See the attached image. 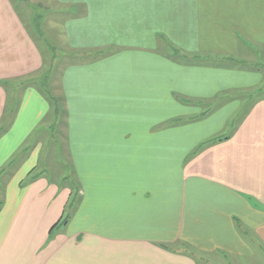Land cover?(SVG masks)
Segmentation results:
<instances>
[{
    "label": "crops",
    "instance_id": "0c3cea01",
    "mask_svg": "<svg viewBox=\"0 0 264 264\" xmlns=\"http://www.w3.org/2000/svg\"><path fill=\"white\" fill-rule=\"evenodd\" d=\"M57 3L87 9L61 34L91 59L63 67L56 111L38 84L46 55L0 0V172L27 155L0 177V264H264V95L249 68L264 0ZM38 131L43 164L64 155L80 195L51 236L69 189L45 167L34 178Z\"/></svg>",
    "mask_w": 264,
    "mask_h": 264
},
{
    "label": "rangeland",
    "instance_id": "374dc122",
    "mask_svg": "<svg viewBox=\"0 0 264 264\" xmlns=\"http://www.w3.org/2000/svg\"><path fill=\"white\" fill-rule=\"evenodd\" d=\"M13 5L21 19L24 20L26 25L29 26L30 32L34 37L36 43L40 47L42 53L46 55V65L45 68L41 71V75H45L46 78L41 81V85L45 84V90L50 96L53 98L52 103L55 100H59L61 97L60 89H59V78L63 67L69 63H73L74 57L76 59H82L89 61L91 57L87 55L88 51L76 50L73 51L69 49L68 43L64 40L61 31L63 22L69 18H78L86 14L87 9H78V8H62L58 5L57 0H12ZM66 26L63 27V30ZM118 43H122L120 40ZM252 64L249 68H257V72L260 79V85L258 87L254 96L264 95V56L262 52H253L251 54ZM231 60V59H230ZM79 61V60H78ZM230 63H236L232 61H228ZM55 64V65H54ZM54 65V69H53ZM50 76L49 79H47ZM63 107V103L61 102ZM54 126V125H52ZM230 131V127L227 128ZM49 142L51 145L64 147L66 146L65 141H63L59 135L57 130L55 131L53 128L50 130ZM42 133L46 134V131H38L35 135L26 142V145L31 144H40L43 142L46 144V135L42 136ZM227 131L224 133L226 134ZM39 135V136H38ZM40 138V139H39ZM34 140V141H33ZM44 140V141H43ZM33 141V143H32ZM29 147V146H27ZM48 148L47 144L43 148L40 146V162L37 172H42V168L45 167L49 171V175L55 178L63 177V186H66L69 189V194L72 193V187L70 183L66 181L68 176L73 179V169L70 165L68 159L65 158L62 154H60L56 158V165H52L53 160L56 156V152H53V156L50 158V162L43 164V154L46 155L45 150ZM69 152V150H68ZM25 151H18L10 158L8 163L4 166L2 172H0V177L9 176L11 173L15 174L20 170L21 166L26 159ZM60 171H57V170ZM36 172V173H37ZM77 188V185L75 184ZM78 189V188H77ZM80 197V195H79ZM77 204V203H76ZM75 207V205H74ZM73 215V212L71 213ZM72 217V216H71ZM71 219V218H70ZM262 256V255H261ZM263 260V259H262ZM199 264H251L249 261H239L236 258H224L221 256H213L209 257L208 262H199Z\"/></svg>",
    "mask_w": 264,
    "mask_h": 264
},
{
    "label": "trees",
    "instance_id": "16d2710c",
    "mask_svg": "<svg viewBox=\"0 0 264 264\" xmlns=\"http://www.w3.org/2000/svg\"><path fill=\"white\" fill-rule=\"evenodd\" d=\"M171 52L175 55V54H177V52H179V51H177L176 49H171ZM171 58H174V57H171ZM196 59H198V60H202V59H200V57H197ZM223 60H227V61H232V62H236V61H234V60H230V59H223ZM237 63V62H236ZM50 77V76H49ZM49 77L47 78V79H49ZM42 81V80H41ZM40 81V82H41ZM39 84V87L41 88V91H42V93L48 98V99H50L51 101L53 100V98L50 96V94L49 93H47L46 92V90H43L42 89V85H41V83H38ZM53 106H54V108L56 109V107L58 106L57 105V100H55L54 102H53ZM56 111H57V109H56ZM208 112V111H207ZM207 112H204V113H207ZM193 120V119H192ZM176 122H181L180 120H178V121H171V123H176ZM43 174V171L42 172H39L38 174L37 173H35V177L34 178H36V177H38V176H40V175H42ZM66 181L68 182V183H70V185H71V187H72V193L71 194H69V197H68V201L66 202V204H65V207H64V212L62 213V216L60 217V219H59V221L56 223V224H54L53 225V227L50 229V232H49V235L48 236H51L52 235V232H53V230H54V228H56V227H58V226H61V225H66L68 222H69V220H70V218H71V216H72V210H73V207H74V205L79 201V199H80V197H79V190L75 187V183H74V181L68 176V178L66 179Z\"/></svg>",
    "mask_w": 264,
    "mask_h": 264
}]
</instances>
